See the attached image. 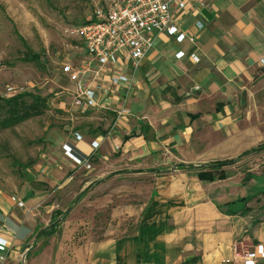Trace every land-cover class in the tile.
<instances>
[{
    "label": "crops",
    "instance_id": "crops-1",
    "mask_svg": "<svg viewBox=\"0 0 264 264\" xmlns=\"http://www.w3.org/2000/svg\"><path fill=\"white\" fill-rule=\"evenodd\" d=\"M200 2L186 0L182 13L173 7L196 38L194 44L158 37L130 90L116 91L131 117L106 139L110 129L103 136L81 135L79 143L69 136L61 148L66 167L53 170L66 176L63 186L74 181L84 188L74 201L78 217L84 203L108 204L107 196L93 194L120 180L124 233L66 243L62 227L54 235L62 244L49 237L37 254H29L33 237L47 228L32 219L39 201L28 194L15 198L24 205L19 209L14 198H7L0 203V239L9 243L4 264H41L37 260L45 253V264H242L246 254L264 245V151L223 168L224 180H200L199 172L178 168L236 160L264 144V0ZM196 22L203 24L200 31ZM178 53L184 57L177 59ZM113 110L102 112L110 116V126ZM100 139V148L91 154L90 143ZM65 146L81 163L91 154L90 169L68 159ZM245 161L247 175H236L232 169ZM53 182L48 179V186ZM87 188L90 192L80 196ZM81 220L73 236L89 230L82 229Z\"/></svg>",
    "mask_w": 264,
    "mask_h": 264
},
{
    "label": "rangeland",
    "instance_id": "rangeland-1",
    "mask_svg": "<svg viewBox=\"0 0 264 264\" xmlns=\"http://www.w3.org/2000/svg\"><path fill=\"white\" fill-rule=\"evenodd\" d=\"M92 15L88 0H0V98L30 93L45 98L48 106L43 116L0 132V203L7 198L24 200L33 193L39 201L32 209L33 221L41 225L39 228L48 227L52 213L64 214L59 230L64 227L67 232L66 243H77L78 238L120 237L126 223L119 217L120 180L110 181L94 192L97 198L107 196L108 204L84 203V214L78 217L73 215L74 201L84 188L74 181L63 186L66 176L61 179L53 172L66 167L61 148L69 136H90L111 127L110 116H104L102 111L81 112L71 106L74 88L62 75L63 66L69 64L76 69L85 55L80 43L67 37L65 31L86 23ZM243 163L232 169L236 175H247L249 161ZM48 179L54 181L51 186ZM85 191L90 192L89 188ZM92 208L98 212L90 216ZM80 219L85 224L82 229H89V234L73 236V226ZM43 239L46 238L33 237L29 254L40 251L46 244ZM49 240L63 243L60 236ZM70 253L67 250L66 254ZM46 256L43 254L37 262L47 263Z\"/></svg>",
    "mask_w": 264,
    "mask_h": 264
},
{
    "label": "built area",
    "instance_id": "built-area-1",
    "mask_svg": "<svg viewBox=\"0 0 264 264\" xmlns=\"http://www.w3.org/2000/svg\"><path fill=\"white\" fill-rule=\"evenodd\" d=\"M88 1L93 8L91 19L65 31L67 37L83 47L85 59L76 69L69 64L63 66L62 75L73 85L74 108L81 112H103L114 107V118L106 139L111 131L131 117L125 101L117 97L116 91L120 88L130 90L133 78L153 50L155 40L165 35L176 44L187 41L193 45L196 38L187 33L173 10L176 6L179 13L184 12L186 0ZM204 1L206 0H201V6ZM202 28L201 22L195 23L197 31ZM183 57V53L176 55L177 59ZM189 58L194 63H199L194 53ZM73 139L76 143L83 141L78 133L73 134ZM101 143V139L90 143L91 154L100 148ZM91 154L81 163L71 155L69 147H64V155L86 170L90 169L88 160ZM14 202L19 209L24 208L21 201L15 199ZM8 250L9 243L0 239V264L5 263ZM258 259L264 260V245H257L241 262L256 264Z\"/></svg>",
    "mask_w": 264,
    "mask_h": 264
},
{
    "label": "trees",
    "instance_id": "trees-1",
    "mask_svg": "<svg viewBox=\"0 0 264 264\" xmlns=\"http://www.w3.org/2000/svg\"><path fill=\"white\" fill-rule=\"evenodd\" d=\"M48 109L47 101L45 98L34 96L30 93H20L10 98H0V132L14 129L23 123H26L32 119L39 118L43 116ZM100 136L106 134L105 132L98 133ZM264 151V144L257 147L256 149H252L243 153L236 160L223 161L211 163L209 165L201 166L198 169L193 167H185L183 165L178 166L179 169H188L189 171L199 172L198 178L200 180H224L226 179V175L222 174L221 170L223 168L233 166L239 163L243 158H246L250 155L259 154ZM220 172V175L216 178L212 175L213 172ZM87 191L82 193L80 196H84ZM29 197H33L34 194L30 193ZM27 196V197H28ZM64 214L54 212L51 215V223L49 226L40 230L37 234V239L39 237L49 238L54 236L58 228L60 226V221H63L62 217ZM60 220V221H59Z\"/></svg>",
    "mask_w": 264,
    "mask_h": 264
}]
</instances>
